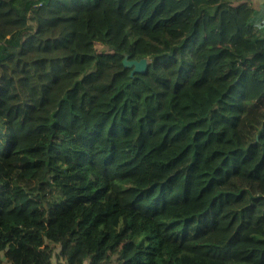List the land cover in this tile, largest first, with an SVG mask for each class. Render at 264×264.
<instances>
[{"label": "trees", "instance_id": "trees-1", "mask_svg": "<svg viewBox=\"0 0 264 264\" xmlns=\"http://www.w3.org/2000/svg\"><path fill=\"white\" fill-rule=\"evenodd\" d=\"M253 16L227 0H0V264H264ZM228 230L226 251L188 245Z\"/></svg>", "mask_w": 264, "mask_h": 264}, {"label": "rangeland", "instance_id": "rangeland-1", "mask_svg": "<svg viewBox=\"0 0 264 264\" xmlns=\"http://www.w3.org/2000/svg\"><path fill=\"white\" fill-rule=\"evenodd\" d=\"M46 174V170H41L39 171L36 175H35V181H41L43 179V177L45 176ZM250 202V203H249ZM252 201L248 200L247 203H245L242 207H246V209H248L249 205L251 204ZM249 203V204H248ZM230 230L228 231H218V232H215L211 235H209L208 237H206L205 239L201 240L200 242L198 243H190L188 244L189 246L193 245V244H196L197 245H202V244H208L210 245L211 249L212 250H215L217 252H221V251H226L227 250V247H228V244H227V241L229 240V237H230ZM130 246L129 245H126L125 246V249L126 250H129ZM208 249V248H206ZM1 252L3 253V249H1ZM132 253V252H130ZM2 264H9L5 261V259H3L2 261Z\"/></svg>", "mask_w": 264, "mask_h": 264}, {"label": "crops", "instance_id": "crops-1", "mask_svg": "<svg viewBox=\"0 0 264 264\" xmlns=\"http://www.w3.org/2000/svg\"><path fill=\"white\" fill-rule=\"evenodd\" d=\"M232 4L247 2L254 9L253 24L264 35V0H227Z\"/></svg>", "mask_w": 264, "mask_h": 264}, {"label": "water", "instance_id": "water-1", "mask_svg": "<svg viewBox=\"0 0 264 264\" xmlns=\"http://www.w3.org/2000/svg\"><path fill=\"white\" fill-rule=\"evenodd\" d=\"M124 65L126 67L132 68L131 75L136 73H145L148 69V59L142 58L141 60H124Z\"/></svg>", "mask_w": 264, "mask_h": 264}]
</instances>
